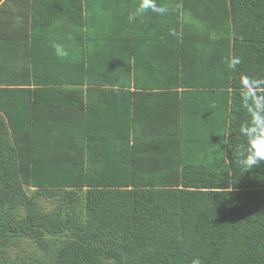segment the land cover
Returning a JSON list of instances; mask_svg holds the SVG:
<instances>
[{
    "label": "trees",
    "instance_id": "obj_1",
    "mask_svg": "<svg viewBox=\"0 0 264 264\" xmlns=\"http://www.w3.org/2000/svg\"><path fill=\"white\" fill-rule=\"evenodd\" d=\"M155 2L0 0V264H264V0Z\"/></svg>",
    "mask_w": 264,
    "mask_h": 264
},
{
    "label": "clouds",
    "instance_id": "obj_2",
    "mask_svg": "<svg viewBox=\"0 0 264 264\" xmlns=\"http://www.w3.org/2000/svg\"><path fill=\"white\" fill-rule=\"evenodd\" d=\"M148 10L159 15H164L167 9L162 5H158L155 0H141L139 7L133 12L128 19L130 21L136 20V18ZM57 55L60 57L66 56L67 52L59 45L56 46ZM239 61H237L238 63ZM255 133H245L250 136L251 148L247 155L238 152V159L240 165L246 170H252L253 168L264 166V120L257 121L255 124ZM255 137V138H252ZM193 264H201L197 259Z\"/></svg>",
    "mask_w": 264,
    "mask_h": 264
}]
</instances>
